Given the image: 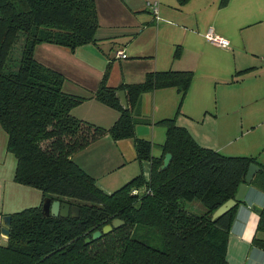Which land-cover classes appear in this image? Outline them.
<instances>
[{
  "label": "trees",
  "instance_id": "16d2710c",
  "mask_svg": "<svg viewBox=\"0 0 264 264\" xmlns=\"http://www.w3.org/2000/svg\"><path fill=\"white\" fill-rule=\"evenodd\" d=\"M97 27L94 0H0V127L16 159L14 182L79 209L77 219L45 218L41 206L10 215L0 264H228L227 240L240 203L216 220L212 214L234 199L251 164L260 171L250 184L264 192V167L255 158L201 147L174 119L157 123L165 129L159 157L151 155L150 142L136 138L141 96L174 88L181 105L191 72L151 73L116 89L104 77L93 97L119 113L115 124L106 130L71 117L86 98L64 93L63 76L37 62L34 49L51 44L73 51L93 43ZM117 91L125 93L127 110ZM105 136L132 140L137 161L149 162L148 181L139 174L107 194L72 161ZM166 154L171 161L161 171ZM115 219L123 224L91 240ZM257 232L264 233V211ZM252 243L264 250V241Z\"/></svg>",
  "mask_w": 264,
  "mask_h": 264
},
{
  "label": "crops",
  "instance_id": "0c3cea01",
  "mask_svg": "<svg viewBox=\"0 0 264 264\" xmlns=\"http://www.w3.org/2000/svg\"><path fill=\"white\" fill-rule=\"evenodd\" d=\"M153 1L159 3L158 20L146 6ZM94 2L98 27L93 43L73 51L51 44L34 49L37 62L63 76L64 93L86 98L70 111L71 117L106 130L115 124L119 113L93 97L104 77L106 86L116 89L140 84L151 73L191 72L192 80L181 105L174 88L141 96L135 113L136 138L148 140L141 133L144 127L174 119L201 147L227 157L255 158L264 167L261 140L243 141L231 148V140L223 141V136L233 134L230 127L208 126L216 123L218 112L223 111L226 82L234 87L247 79H257L253 70L261 67L264 58V0H227L225 4L223 0ZM208 32L228 40L229 47L209 44L205 39ZM119 51L126 55L125 59L117 57ZM256 84L245 87L232 100L236 112L255 96L258 98L260 87ZM214 127L217 130L209 129ZM149 142H153L152 152L158 147V153L151 155L159 157L163 143L154 129ZM6 145L7 136L0 127V231L3 216L39 207L43 201L39 190L14 182L16 159L7 152ZM72 161L107 194L142 174V162L136 159L131 139L113 141L105 136L75 153ZM253 205L264 211V192L250 184L229 231L228 264H264V250L252 243L255 238L264 241V233L257 232L259 215L252 210ZM1 239L7 243L0 233Z\"/></svg>",
  "mask_w": 264,
  "mask_h": 264
},
{
  "label": "rangeland",
  "instance_id": "374dc122",
  "mask_svg": "<svg viewBox=\"0 0 264 264\" xmlns=\"http://www.w3.org/2000/svg\"><path fill=\"white\" fill-rule=\"evenodd\" d=\"M261 61H263L260 64L261 67L256 66L255 70L252 69L253 71H255V76L257 78L256 81L253 79H247L243 84H236L234 85V87H232L231 82H226V85H223V104H225L223 105V111L218 112V121L216 123L208 125L219 126V128H221L222 126L223 128L230 127L231 132L233 134L223 136V141L231 140L232 144L234 143V145H231V148L235 147L236 144L238 145L242 143L243 141L261 140L262 143H264V58ZM254 84L260 87V93L258 95V98L255 96V100H252L248 105L241 109H238L236 112V106L232 100L238 98L240 91L243 90L245 87ZM153 129L158 132V138L160 139V141H162V143H164L165 130L162 126L159 125L144 127L141 133H143L142 135H144V137H146L148 140L144 138H141V140L149 142ZM209 129L217 130L216 127ZM136 136H138L137 133ZM152 153H158V147L153 148ZM141 173L144 179L148 181L150 175V166L148 162H142ZM103 192L106 193L105 191ZM189 208L191 209V206H189ZM193 211L200 213V211ZM4 244L5 240L1 239L0 245Z\"/></svg>",
  "mask_w": 264,
  "mask_h": 264
},
{
  "label": "water",
  "instance_id": "95a60500",
  "mask_svg": "<svg viewBox=\"0 0 264 264\" xmlns=\"http://www.w3.org/2000/svg\"><path fill=\"white\" fill-rule=\"evenodd\" d=\"M116 98L119 101L120 106L124 110L128 109L127 101L125 97V93L123 91H117L116 92ZM171 161V155L166 154L163 158L162 165L160 167V170L163 171L166 169ZM260 171V168L255 165L251 164L247 170V173L239 186L237 193L234 197V199H229L225 203H223L213 214L211 219L216 220L217 218L225 215L227 212H229L231 209H233L238 203H244L245 202V196L248 192L249 185L256 175L257 172ZM252 210H254L258 215H260L263 211L261 208L257 207L256 205H253ZM41 211L43 213V216L45 218L52 217V218H72L77 219L79 217V209L75 206H71L70 204L66 202H61L59 200L52 201L50 198H44L41 204ZM10 216H3L1 219V236L8 238L9 236V228H10ZM123 224L122 221L115 219L112 221L111 224L105 225L100 231H95L91 235V240L95 241L99 239L102 235H107L110 233L113 229L118 228ZM90 239L85 240V244H88Z\"/></svg>",
  "mask_w": 264,
  "mask_h": 264
},
{
  "label": "built area",
  "instance_id": "2783aa9c",
  "mask_svg": "<svg viewBox=\"0 0 264 264\" xmlns=\"http://www.w3.org/2000/svg\"><path fill=\"white\" fill-rule=\"evenodd\" d=\"M146 6L149 9L150 13L154 16V18L156 20H158L159 3L157 1L148 2L146 4ZM205 39L212 46L223 48V49H226V48L229 47V41L228 40H226V39L214 34L213 32L206 33ZM116 55H117L118 58H121V59H125L126 58V55L122 51L117 52ZM140 192L141 191L133 190L132 194L136 195V194H139Z\"/></svg>",
  "mask_w": 264,
  "mask_h": 264
}]
</instances>
